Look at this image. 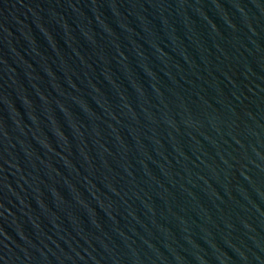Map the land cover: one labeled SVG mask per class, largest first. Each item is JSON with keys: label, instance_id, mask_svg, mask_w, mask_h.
I'll use <instances>...</instances> for the list:
<instances>
[{"label": "water", "instance_id": "water-1", "mask_svg": "<svg viewBox=\"0 0 264 264\" xmlns=\"http://www.w3.org/2000/svg\"><path fill=\"white\" fill-rule=\"evenodd\" d=\"M0 264H264V0H0Z\"/></svg>", "mask_w": 264, "mask_h": 264}]
</instances>
